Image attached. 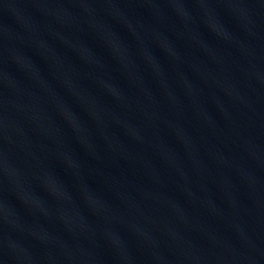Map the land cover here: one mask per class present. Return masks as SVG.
<instances>
[{"label":"water","instance_id":"water-1","mask_svg":"<svg viewBox=\"0 0 264 264\" xmlns=\"http://www.w3.org/2000/svg\"><path fill=\"white\" fill-rule=\"evenodd\" d=\"M0 264H264V0H0Z\"/></svg>","mask_w":264,"mask_h":264}]
</instances>
